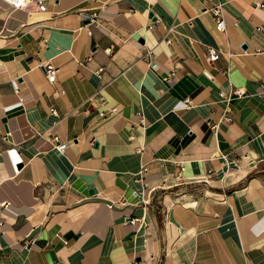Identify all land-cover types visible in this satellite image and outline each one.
Masks as SVG:
<instances>
[{"label": "crops", "instance_id": "crops-1", "mask_svg": "<svg viewBox=\"0 0 264 264\" xmlns=\"http://www.w3.org/2000/svg\"><path fill=\"white\" fill-rule=\"evenodd\" d=\"M44 3L0 0V264H264V0Z\"/></svg>", "mask_w": 264, "mask_h": 264}, {"label": "built area", "instance_id": "built-area-1", "mask_svg": "<svg viewBox=\"0 0 264 264\" xmlns=\"http://www.w3.org/2000/svg\"><path fill=\"white\" fill-rule=\"evenodd\" d=\"M9 4L13 8L24 9L29 12H44L45 3L44 0H2ZM210 13L212 14L215 20V29L219 32L225 31V22L223 19V6L221 3H215L209 8ZM83 18L89 20L90 22L96 21V15L94 13L85 14ZM219 51L213 48L208 49L207 56L208 60L212 63L219 57ZM45 71V77L47 83L53 84L56 80V67L51 63H45L43 65ZM54 112V110H52ZM226 120L227 117H224ZM51 141L56 142L57 149L59 151H64L68 144L66 142L59 143L57 136L51 137ZM1 204V203H0ZM59 264V263H55Z\"/></svg>", "mask_w": 264, "mask_h": 264}, {"label": "water", "instance_id": "water-1", "mask_svg": "<svg viewBox=\"0 0 264 264\" xmlns=\"http://www.w3.org/2000/svg\"><path fill=\"white\" fill-rule=\"evenodd\" d=\"M88 22H89V20H86V21H85V23H88Z\"/></svg>", "mask_w": 264, "mask_h": 264}]
</instances>
